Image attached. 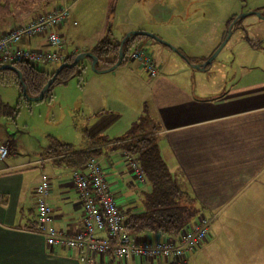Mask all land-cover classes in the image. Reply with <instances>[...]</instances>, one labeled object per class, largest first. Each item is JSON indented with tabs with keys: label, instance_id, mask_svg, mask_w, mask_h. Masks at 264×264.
<instances>
[{
	"label": "crops",
	"instance_id": "crops-1",
	"mask_svg": "<svg viewBox=\"0 0 264 264\" xmlns=\"http://www.w3.org/2000/svg\"><path fill=\"white\" fill-rule=\"evenodd\" d=\"M65 24L60 28L64 56L73 51L66 45ZM39 40H33L32 46L48 48ZM214 45L190 63L204 62L217 47ZM82 47L75 51L92 48ZM138 69H142L140 64ZM161 69L157 65V76L147 75L140 100L146 106L142 118L152 129L149 133L156 135L176 181L192 195L200 216L210 219L206 243L192 254L199 252L203 264H264V81L238 82L219 90V85L200 84L194 74L175 72L173 76ZM126 77L138 79L133 72ZM3 138L0 140L9 145L10 154L0 161V264H81L76 250L49 246L37 233L34 189L46 176L50 182L47 203L53 211L50 225L70 235L78 233L83 209L72 175L85 164L76 155L89 145L71 154L47 146L40 158L31 159L28 153L16 151L13 138L4 134ZM104 145L101 156L110 157L105 167L112 168L106 178L118 206L123 215L140 210L139 195L144 187L123 151L108 150ZM111 158H117L114 164ZM30 169L35 170L33 180ZM119 178L124 187L113 182ZM95 236L107 237L101 230ZM135 240L141 245L178 242V238L155 233L140 234ZM190 258L187 264H196ZM96 259L98 264H152L150 259L127 261L112 253Z\"/></svg>",
	"mask_w": 264,
	"mask_h": 264
},
{
	"label": "rangeland",
	"instance_id": "rangeland-1",
	"mask_svg": "<svg viewBox=\"0 0 264 264\" xmlns=\"http://www.w3.org/2000/svg\"><path fill=\"white\" fill-rule=\"evenodd\" d=\"M60 5L70 6L65 40L73 51L68 55L82 50V46L94 47L104 40L115 44L130 32L143 31L173 47L177 45L191 60L214 44L218 47L225 41L230 18L249 12L264 13V0H45L26 5L16 3L10 15L0 17V33L26 25L39 15L59 9ZM249 41L258 46H250ZM136 48L149 54L156 68L161 66L162 73L173 76L175 72L191 73L198 77L200 84L219 85V90L238 82L256 84L264 81V18L256 15H248L240 26L232 27L230 37L203 72L191 67L168 46L142 36L129 49V58L112 72L97 73L91 62L84 59L78 75L66 84L54 85L50 94L41 100L21 98L15 76L1 73L0 139H4L3 134H14L10 139L14 141L16 151L36 159L47 146L61 150L58 143L69 144L70 148L65 151L72 152L95 140H116L147 131L143 125L146 121L142 118L146 115V106L140 100L148 83V74L144 69H138L140 62L130 58ZM57 66L41 64L39 68L51 74ZM129 72L138 79L126 77ZM3 104L8 108H3ZM122 144L109 142L103 147L116 150ZM102 149L105 148L96 147V150ZM96 157L102 158L103 162H109L110 158L107 155ZM116 160L111 158L113 164ZM85 166L86 162L77 172H82ZM108 169L105 167V173L111 172L112 168ZM27 171H32L29 175L33 180L35 170ZM106 181L111 184L109 179ZM113 182L124 187L120 178ZM202 219V216L196 217L194 222ZM197 254L189 255L191 262L203 264V258Z\"/></svg>",
	"mask_w": 264,
	"mask_h": 264
},
{
	"label": "built area",
	"instance_id": "built-area-1",
	"mask_svg": "<svg viewBox=\"0 0 264 264\" xmlns=\"http://www.w3.org/2000/svg\"><path fill=\"white\" fill-rule=\"evenodd\" d=\"M70 16V7L37 16L26 25L13 31L0 33V64L11 65L24 62L32 67L47 64H60L63 60L64 45L60 28ZM42 38L48 48L33 47L32 41ZM139 50V51H138ZM132 60L140 62L142 69L150 77L158 74L151 56L136 48L130 55ZM9 146L0 140V161L9 156ZM127 158L128 166L139 181L143 176L133 159ZM106 164L102 158L91 157L82 172L75 171L72 181L79 194L83 216L81 229L75 235L54 229L50 224L53 211L47 203L50 182L43 176L40 185L34 189L37 209L38 231L49 246L76 250L81 264H98L96 257L112 253L115 256L131 259H150L152 264H187L188 256L202 247L209 237L208 219L202 216L200 222H194L181 233L178 242H157L138 244L123 228V213L106 181ZM104 231L106 238L95 236V231Z\"/></svg>",
	"mask_w": 264,
	"mask_h": 264
},
{
	"label": "trees",
	"instance_id": "trees-1",
	"mask_svg": "<svg viewBox=\"0 0 264 264\" xmlns=\"http://www.w3.org/2000/svg\"><path fill=\"white\" fill-rule=\"evenodd\" d=\"M43 1L45 0H0V17L5 14L10 15L11 8L16 3L26 5ZM236 17L237 16H234L229 19L227 22V29L231 26ZM246 17L239 19L235 23L236 27L240 26ZM142 36L143 35L139 34L134 35L131 38H127L126 36L123 38L125 39L122 45L124 58L121 63H124L129 58V49L133 47L135 40L140 39ZM121 41L116 42L115 44H112L108 40L100 41L90 50L83 52H91L97 57L98 62L96 64V68L107 69L112 67L119 60V48ZM248 43L252 47L258 46L257 43H253L252 41H249ZM216 49L217 47L214 51ZM213 52L204 61H207ZM80 53L82 52L74 53L66 57L63 55L61 64H72L75 61L76 56ZM186 59L189 63L191 62L189 57H186ZM88 60L91 62L90 59ZM210 64L211 63L207 64L205 70L210 67ZM1 66L2 65L0 64V74L6 72L15 76L16 84L20 88V97L23 99L24 96L21 92V81L26 86L27 94L34 97L41 93L43 87L54 74V72L49 74L41 70L39 66L32 67L24 62H14L12 66H14V69L20 73V81V78L15 70L1 69ZM80 68H82L81 62L74 67H63L54 79L53 83L50 85L46 95L50 94L54 85L66 84L70 79L78 75ZM5 107L8 108L7 105L3 104V108ZM4 111L5 109L3 112ZM144 121L146 120L144 119ZM146 124L147 123L143 122L144 127ZM146 128L147 131L134 136L109 141L95 140L89 145L88 150L78 153L76 157L85 163L91 157L97 158L96 156H101V154H103L101 151L96 150V147H101V145L109 142L123 143L118 147V149L123 151L124 157L126 156L124 155L126 153L128 154L127 156L131 157L136 163L143 176V180L138 181L144 187L139 195L141 209L123 215L124 231L134 239L136 236L144 233H155L161 237L179 238L185 228L192 225L195 221L194 219L200 216V211L195 205L194 199L187 188L182 187L171 173L165 159L160 153L156 135L149 133L152 129H149L147 126ZM58 147H61V150L51 147L49 150L71 154V151H65V148H70L69 144L58 143ZM125 159L127 162L126 157ZM158 242L161 241L159 240ZM166 242H169V240Z\"/></svg>",
	"mask_w": 264,
	"mask_h": 264
},
{
	"label": "water",
	"instance_id": "water-1",
	"mask_svg": "<svg viewBox=\"0 0 264 264\" xmlns=\"http://www.w3.org/2000/svg\"><path fill=\"white\" fill-rule=\"evenodd\" d=\"M248 15H256V16H258V17H260V18H264V15L261 14V13H259V12H249V13H245V14H242V15H240V16H237V17L235 18L234 22L231 24V26H230L229 29H228V35H227L225 41H224L220 46L217 47V49L213 52V54L210 56V58H209L207 61H204V62H202V63H200V64H199V63H198V64H191V63H189L188 60L186 59V56H185V55H184V54H183L178 48H175V47H173L172 45H170V44H168V43L162 41L159 37H157V36H155V35H153V34H151V33L143 32V31H133V32L128 33V34L126 35V37H127V38H131L132 36H134V35H139V34H141V35H143V36H146V37H149V38H151V39H153V40H155V41H157V42H159V43H162V44L168 46L172 51H174L175 53H177L178 55H180V57H182L187 63H189V65H190L191 67L203 71V70H205L207 64L211 63V62L215 59V57L218 55V53L220 52V50L222 49V47H223L224 44L226 43L227 39L230 37L232 27L235 25V23H236L239 19H242V18H244V17H246V16H248ZM124 40H125V39H123V40L121 41V44H120V48H119V60H118V61H117L112 67L107 68V69H98V68H96V64H97V62H98L97 57H96L93 53H91V52H82V53H80V54H78V55L76 56L75 61H74L72 64H69V65L61 64V65H59V67L57 68V70L54 71V74H53L52 78H51V79L46 83V85L43 87V90L41 91V93H40L38 96H34V97H33V96H29V95L27 94V92H26V86H25V85L23 84V82L21 81V75H20V73H18V72L14 69V66H12V64H11V65H2V66H1V69H12V70H15L16 73L18 74V77L20 78V81H21V86H22V90H21V92H22L24 98H25L26 100H28V101H37V100H41V99H43V98L46 96L47 90L49 89L50 85L53 83L54 79L56 78V76H57L58 73L62 70L63 67H68V68H69V67H74V66H76V65H77L78 63H80V62L82 63V61H83L84 59H90V60H91V67H92V69H93L94 71H96L97 73L109 72V71H112V70H114L115 68H117V67L121 64V62H122V60H123V58H124V55H123V53H122V45H123ZM9 135H10V134H9ZM9 137H10V138H13V137H14V134H11Z\"/></svg>",
	"mask_w": 264,
	"mask_h": 264
}]
</instances>
